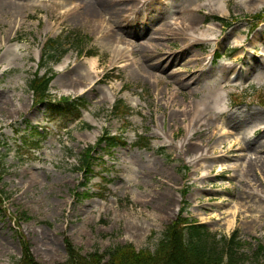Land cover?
<instances>
[{"label": "rangeland", "instance_id": "obj_1", "mask_svg": "<svg viewBox=\"0 0 264 264\" xmlns=\"http://www.w3.org/2000/svg\"><path fill=\"white\" fill-rule=\"evenodd\" d=\"M8 1L0 8V264L18 260L20 239L41 264L65 262L66 239L82 254L126 242L154 251L182 205L212 232L238 229V250L252 258L264 242V105L256 98L264 20L250 26L264 0ZM56 36L71 49L53 65L50 90L88 103L60 131L27 86L42 44ZM116 99L127 116L111 112ZM223 127L241 137L221 141ZM104 130L125 145L98 143ZM139 135L146 147L135 145ZM87 146L88 171L79 159Z\"/></svg>", "mask_w": 264, "mask_h": 264}, {"label": "trees", "instance_id": "obj_2", "mask_svg": "<svg viewBox=\"0 0 264 264\" xmlns=\"http://www.w3.org/2000/svg\"><path fill=\"white\" fill-rule=\"evenodd\" d=\"M260 16L257 14L255 17L260 19ZM215 18L224 21L220 17ZM68 49L60 37L48 38L43 44L39 61V66L46 70L43 74L36 72L28 82L33 104L44 103L45 117L59 128H64L79 119L81 110L87 107V102L82 96L56 98L50 92L49 84L54 77L50 65L59 62ZM88 53L93 52L90 50ZM261 95L258 94L259 102L264 104L263 95ZM113 111L114 113L120 111L121 115H125L128 109L121 100H118L113 106ZM97 141L104 142L108 148L125 145L121 133L111 134L107 130L103 131ZM135 144L145 147L149 144V139L140 136ZM92 150L93 147H87L81 157L80 165L87 171L90 167ZM184 210V206H181L175 219L162 234L154 251L148 248L137 250L131 242H126L104 252L95 249L82 254L66 239L68 257L65 262L55 264H264V242L257 243L253 249L252 258H243L238 250L241 240L237 229L233 230L229 236H218L204 223L184 216ZM20 243L21 256L14 264H41L31 257L26 242L20 239Z\"/></svg>", "mask_w": 264, "mask_h": 264}, {"label": "bare ground", "instance_id": "obj_3", "mask_svg": "<svg viewBox=\"0 0 264 264\" xmlns=\"http://www.w3.org/2000/svg\"><path fill=\"white\" fill-rule=\"evenodd\" d=\"M219 1H221V0H219ZM93 2L96 4V0H94ZM10 4L11 3L8 0H0V8H2V9L7 8ZM88 6L90 7V9L93 8V7H91V4H89ZM194 6H196V4ZM235 41H237L236 43H238V40H235ZM86 63H87V66L85 68L86 69L85 72L86 73L87 72H92L93 71L92 69L94 68V65H95V58L94 57L88 58ZM80 77L83 78V75L81 74ZM231 80H236L234 75L231 76ZM225 128L226 127H223L222 131L219 133L220 140L221 141H227L229 144H231L232 142H234V143L237 142L236 138H240L241 134L240 133H233L235 135L234 136L233 134H229V132H225ZM236 212H237L236 209H232L231 210L230 217L227 218L226 221H225V227L226 228H229V227H231L234 224V218H235Z\"/></svg>", "mask_w": 264, "mask_h": 264}]
</instances>
